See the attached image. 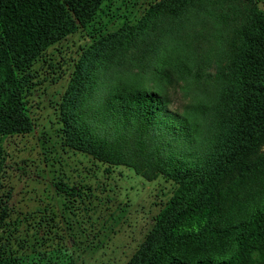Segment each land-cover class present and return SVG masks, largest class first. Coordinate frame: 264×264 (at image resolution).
<instances>
[{
  "label": "trees",
  "instance_id": "trees-1",
  "mask_svg": "<svg viewBox=\"0 0 264 264\" xmlns=\"http://www.w3.org/2000/svg\"><path fill=\"white\" fill-rule=\"evenodd\" d=\"M104 1L0 0L8 59L7 66L0 55V138L26 128L17 85L35 57L89 25ZM157 16L148 8L142 20ZM144 25L127 27L117 43L125 52L143 42L138 61L147 64L139 68L148 76L115 78L93 92L96 72L79 63L59 103L64 142L145 180L175 183L126 264H264V7L247 1L226 66L214 75L194 54H156ZM211 79L222 83L211 88L215 101L171 106L173 84L199 92ZM55 188L73 193L64 183ZM0 264L17 262L0 254Z\"/></svg>",
  "mask_w": 264,
  "mask_h": 264
},
{
  "label": "rangeland",
  "instance_id": "rangeland-1",
  "mask_svg": "<svg viewBox=\"0 0 264 264\" xmlns=\"http://www.w3.org/2000/svg\"><path fill=\"white\" fill-rule=\"evenodd\" d=\"M247 1L252 0H105L89 25L35 57L17 85L26 128L0 138V254L17 264H126L175 183L161 176L145 180L130 167L102 163L67 145L58 117L63 93L80 62L96 72L93 92L115 78L148 76L139 68L147 64L138 61L143 42L125 52L117 43L139 21L156 54H194L214 75L226 66ZM148 8H156L158 16L145 22ZM0 55L8 66L3 48ZM220 84L211 79L199 92L173 84L171 106L180 110L187 102L215 101L219 92L210 91ZM56 183L73 193L58 191Z\"/></svg>",
  "mask_w": 264,
  "mask_h": 264
}]
</instances>
